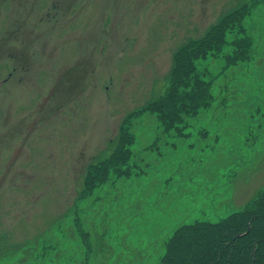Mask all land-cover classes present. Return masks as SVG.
I'll return each instance as SVG.
<instances>
[{"label": "rangeland", "instance_id": "rangeland-1", "mask_svg": "<svg viewBox=\"0 0 264 264\" xmlns=\"http://www.w3.org/2000/svg\"><path fill=\"white\" fill-rule=\"evenodd\" d=\"M1 9L0 37L15 38L0 51L17 62L0 53V264H163L176 230L220 223L264 191V0ZM195 66L208 81L197 112L187 98L158 109L177 94L173 73L191 82Z\"/></svg>", "mask_w": 264, "mask_h": 264}, {"label": "trees", "instance_id": "trees-1", "mask_svg": "<svg viewBox=\"0 0 264 264\" xmlns=\"http://www.w3.org/2000/svg\"><path fill=\"white\" fill-rule=\"evenodd\" d=\"M2 1L12 3L16 1V3L23 7L24 12H26L30 5V0ZM70 2L72 5L76 0H70ZM0 13L2 14V9ZM9 21L13 23L14 19H9ZM240 30L242 31L241 28ZM215 32H210L209 35ZM94 36L96 34L87 32V37ZM5 37L8 39L10 37L15 38V36H10L9 32L4 33L0 38L4 39ZM241 37L243 39L233 45L241 49L243 56L249 54L252 40L249 36ZM242 41H245V45H241ZM205 44L204 42L203 45ZM200 48L202 50L206 49L204 46H200ZM211 49L212 45L210 43L208 51H212ZM0 53L4 54V58H12L17 62L16 54L11 55L6 51H0ZM204 54L201 53L198 58L208 57ZM180 58L181 54L177 53L175 56V61L177 60L176 64ZM189 70L190 68H186L183 71V76L191 82L180 80L176 73H173L172 78L175 81L174 83L178 82L174 86L177 94L170 95L171 90L167 97L159 100L161 107H158V109L164 111L168 107L180 105L181 99L187 98L190 100L187 106H190L197 112L196 109L199 107V104L195 101L194 97L199 92V86L203 83H208V81L203 80V77L197 73L196 66L190 76L188 75ZM202 80L203 83H200ZM193 86L195 90H193ZM188 87L189 89H187ZM254 216L255 220L249 233L245 237L238 238L232 242L231 238L235 237L237 233L248 229L249 222ZM205 230H212L213 236L209 241L204 242L203 236L205 235ZM181 232H183V236H181ZM162 261L163 264H264V191H262L257 199L252 201L246 210L234 213L220 223L210 224V227H206L202 222H197L176 230L174 236L167 243L166 253Z\"/></svg>", "mask_w": 264, "mask_h": 264}, {"label": "flooded vegetation", "instance_id": "flooded-vegetation-1", "mask_svg": "<svg viewBox=\"0 0 264 264\" xmlns=\"http://www.w3.org/2000/svg\"><path fill=\"white\" fill-rule=\"evenodd\" d=\"M87 39H88V37H87L86 34L82 35V41L83 40H87ZM86 48H87V45L82 48V67L88 65V61L86 59L90 58V55H87V53H86ZM19 62H20V69L22 71L32 68L31 66H29L24 61H19ZM26 64H27V66H26ZM21 78H23V77H21ZM83 78H84V75H83ZM20 83H22V84H30V85H35L36 86L35 82L24 83L23 81H20ZM12 131H15V130L12 127H9L8 131L6 132V137H7V133L8 132H12Z\"/></svg>", "mask_w": 264, "mask_h": 264}, {"label": "water", "instance_id": "water-1", "mask_svg": "<svg viewBox=\"0 0 264 264\" xmlns=\"http://www.w3.org/2000/svg\"><path fill=\"white\" fill-rule=\"evenodd\" d=\"M251 229V224L249 225V230ZM248 232H246V234H247Z\"/></svg>", "mask_w": 264, "mask_h": 264}, {"label": "bare ground", "instance_id": "bare-ground-1", "mask_svg": "<svg viewBox=\"0 0 264 264\" xmlns=\"http://www.w3.org/2000/svg\"><path fill=\"white\" fill-rule=\"evenodd\" d=\"M103 161V160H102ZM121 165V164H120ZM120 167V166H119ZM100 178V177H99Z\"/></svg>", "mask_w": 264, "mask_h": 264}, {"label": "crops", "instance_id": "crops-1", "mask_svg": "<svg viewBox=\"0 0 264 264\" xmlns=\"http://www.w3.org/2000/svg\"><path fill=\"white\" fill-rule=\"evenodd\" d=\"M247 202H248V200H247Z\"/></svg>", "mask_w": 264, "mask_h": 264}]
</instances>
